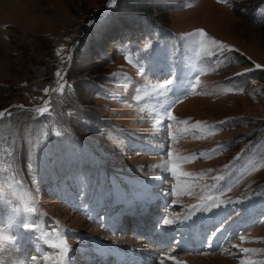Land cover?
<instances>
[{"label": "rangeland", "instance_id": "1", "mask_svg": "<svg viewBox=\"0 0 264 264\" xmlns=\"http://www.w3.org/2000/svg\"><path fill=\"white\" fill-rule=\"evenodd\" d=\"M108 3L0 0V234L14 241L0 264H55L61 239L65 264H92L95 238L154 250L129 239L138 222L117 236L106 227L148 198L161 206L152 236L213 200L207 211L225 213L232 235L213 248L212 229L195 251H178L177 238L153 264H264V0H154L155 23L86 57L81 41ZM197 29L231 50L197 55L185 38ZM169 152L193 175L158 167ZM24 202L35 232L11 222Z\"/></svg>", "mask_w": 264, "mask_h": 264}, {"label": "bare ground", "instance_id": "2", "mask_svg": "<svg viewBox=\"0 0 264 264\" xmlns=\"http://www.w3.org/2000/svg\"><path fill=\"white\" fill-rule=\"evenodd\" d=\"M149 199V198H148ZM146 199L144 202V205L140 207L138 210H142V221L145 222V220H148L153 215L154 210H159L161 206L158 202ZM250 198H248L245 203L250 202ZM149 203L152 204L149 206ZM212 202H206L205 204L210 205ZM211 211H214V208H211ZM216 212V211H215ZM214 212V213H215ZM228 214V213H227ZM125 216V215H124ZM189 216L188 219H182L181 222L178 223V228H176V234L172 235L168 239L166 238V229L162 234L156 235V236H150L147 237V232L151 234V230L147 229L146 227H141L139 231L136 232L134 236H131L132 240H137V242H143L144 244H153V246H156V248L149 249L147 247H139L134 245L133 249L129 248L130 250L127 251L126 245H122L124 243H127V241L124 238H118L117 241L120 242V245H116L117 242L108 244L107 242H99L96 238L94 239L90 245L91 251L93 252V258L90 259L93 263L92 264H112L111 258L112 256L116 258V264H153L154 261L158 260L157 255L159 254V249L167 248L168 246H171L170 241H172L175 238H180L178 244V251H187L188 249H198L199 245H203V243L209 239L210 232L212 229H216V236L214 237V240L212 242L214 248H220L222 247L224 242H228L230 238L229 231L227 230L228 225L224 226L226 224V214L222 213L221 215L218 214L216 216H212L211 212L209 211H202L199 207H193L189 213L187 214ZM228 217V216H227ZM123 215L118 216L116 218V223L113 221H110L109 224L106 225L108 229H110L109 235L117 236L120 235V233H125L127 230V226L129 225L127 221L124 223L122 222ZM131 218L134 220H139V215H131ZM223 226V228L219 226ZM219 227L220 229H217ZM226 227V228H224ZM174 229V228H173ZM145 233V234H143ZM189 234V236H188ZM179 235V236H178ZM188 236V237H186ZM186 237V238H184ZM223 237V238H222ZM81 239V238H79ZM225 239V240H224ZM141 242V243H142ZM158 247V248H157Z\"/></svg>", "mask_w": 264, "mask_h": 264}, {"label": "snow or ice", "instance_id": "3", "mask_svg": "<svg viewBox=\"0 0 264 264\" xmlns=\"http://www.w3.org/2000/svg\"><path fill=\"white\" fill-rule=\"evenodd\" d=\"M117 0H109L108 3V7H114L116 5ZM218 3H226L227 0H217ZM185 38L190 42L191 46L193 47V51L197 54V55H204V56H208V55H212L214 54L213 49H218L221 52L225 51V50H231L229 48V46L223 44L220 41H217L211 37H209L207 35V33L203 30V29H197L192 33H187L185 34ZM149 45H146V47H148ZM59 54V53H57ZM125 59L129 61V63H131L132 61L129 59V57L126 55ZM256 67H260V65H256ZM57 77H60V72L56 73ZM62 79V78H61ZM58 83V87L52 89V92H59L62 91L64 88V84L61 83L60 81L57 82ZM173 83V81L169 80L167 81L165 84L160 85L161 88H167L168 85H171ZM196 83H199V77H197ZM43 91L45 93L49 92V89L45 88L43 89ZM47 104L48 101H45V106L40 107L35 109L36 112L43 114L44 112H46L48 110L47 108ZM22 107V106H21ZM5 115V112H0V117H3ZM168 118L175 120L176 118L174 116H172L171 111L169 109L168 113ZM181 123H186V121L181 122ZM59 134V133H57ZM168 160L164 161L161 165H158V167H162L164 168L166 171H170L174 177H176L177 179H179L180 177H190L193 174L191 173H187L185 171L182 170V163L187 161L188 158L187 157H180L177 156L175 158H173V154L171 152H169L168 154ZM260 167H264V163H262L260 165ZM258 170L257 168L253 169ZM223 177H216L214 179H222ZM18 183V182H17ZM176 188L175 186L173 187V194H175ZM191 189H188L187 192H191ZM202 199H210V197H202ZM209 206H216L215 201H212L211 205L208 204H201V205H195L193 207H199L202 211H206L208 209ZM37 212V209L30 203V202H24L22 204V206L17 209L14 210L13 212V217L11 219V222L13 224V226L15 227H19L21 229H25L28 231H32L35 232V230L38 228V225H36L35 221H29V219L27 218L28 216H31V214ZM24 214H27V216H25ZM189 216H185V219H188ZM174 221L171 219H165L163 221L164 224H171ZM242 240L244 239L243 237L241 238ZM6 242H14L12 240V237L9 236H4L2 234H0V245H4ZM52 246L57 247L59 249V255H60V259L57 260L55 262V264H65V262L68 259V254L70 252V247L68 246L67 242L63 239H61L58 243L53 244ZM244 252H249V251H253L250 249H243ZM45 261H47L49 259L48 256H43L42 257ZM36 258L33 257V260H35ZM173 259H175V257H173ZM177 264H180L179 261H177ZM241 264H248V262L246 261H241Z\"/></svg>", "mask_w": 264, "mask_h": 264}, {"label": "trees", "instance_id": "4", "mask_svg": "<svg viewBox=\"0 0 264 264\" xmlns=\"http://www.w3.org/2000/svg\"><path fill=\"white\" fill-rule=\"evenodd\" d=\"M154 6V0H117L114 7L97 18L81 41L86 57L111 36L139 32L143 24L155 23L157 17L153 15ZM258 79L263 80L264 76ZM14 111L23 109L13 107L11 112Z\"/></svg>", "mask_w": 264, "mask_h": 264}, {"label": "water", "instance_id": "5", "mask_svg": "<svg viewBox=\"0 0 264 264\" xmlns=\"http://www.w3.org/2000/svg\"><path fill=\"white\" fill-rule=\"evenodd\" d=\"M56 88V87H55Z\"/></svg>", "mask_w": 264, "mask_h": 264}]
</instances>
